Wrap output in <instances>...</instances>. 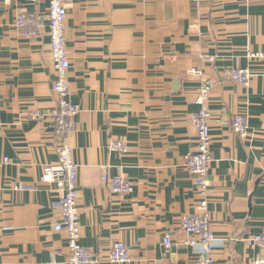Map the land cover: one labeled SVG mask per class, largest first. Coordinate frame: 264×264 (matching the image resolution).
Wrapping results in <instances>:
<instances>
[{"label":"crops","instance_id":"0c3cea01","mask_svg":"<svg viewBox=\"0 0 264 264\" xmlns=\"http://www.w3.org/2000/svg\"><path fill=\"white\" fill-rule=\"evenodd\" d=\"M48 7L0 0V264L68 263L67 233L54 228L61 192L42 180L60 139L51 119L34 117L57 104ZM21 13L43 17L37 38L15 26ZM66 40L70 101L80 109L71 138L80 242L93 264H113L117 243L131 257L121 264H198L181 222L200 212L185 158L197 148L192 117L208 81L209 211L223 243L215 264L262 263L264 250L245 239L264 226V64L247 58L264 52V0H76ZM238 67L256 75L249 88L229 77ZM235 115L248 118L245 137L230 125ZM114 140L127 151H111ZM104 172L128 179L133 192L114 193Z\"/></svg>","mask_w":264,"mask_h":264},{"label":"built area","instance_id":"2783aa9c","mask_svg":"<svg viewBox=\"0 0 264 264\" xmlns=\"http://www.w3.org/2000/svg\"><path fill=\"white\" fill-rule=\"evenodd\" d=\"M33 3L39 0H30ZM76 0H48V26L50 38V55L56 71V82L53 92L57 97L56 106L48 113L36 112L35 118H49L53 121L55 134L60 139L58 160L44 167L42 180L54 184L60 189L59 212L61 223L55 225L58 232L67 233L69 257L67 264H93V254L81 245V210L79 207V165L75 161L74 148L71 143L76 131L75 118L80 109L70 101L71 60L69 57L66 31L69 8ZM15 26L28 39L37 38L44 26V19L37 14L21 13L15 20ZM247 58L252 62L264 64V52L248 51ZM256 75L251 68L231 69L229 77L236 83L249 88ZM211 83L208 81L199 92L196 103L203 108L192 117V124L197 132V148L185 158V167L194 176V182L200 195L199 213L187 214L182 217L181 230L188 236V245L198 257V264H215L213 253L222 246L221 240L211 230V214L209 211V171L213 162L212 135L210 129L211 114L205 104L209 97ZM245 115H235L231 119V127L235 133L245 137L249 123ZM111 151L125 153L127 146L123 141L114 140L110 143ZM5 162L6 159H5ZM105 171V167H101ZM102 180L110 185L116 194L129 195L133 192L132 183L121 175L110 176L104 172ZM249 246L264 250V226L260 234L245 239ZM169 236L165 239L167 249L171 248ZM130 253L127 246L117 243L111 249L109 261L113 264L128 263ZM40 264H63L56 262ZM260 264H264V261Z\"/></svg>","mask_w":264,"mask_h":264}]
</instances>
